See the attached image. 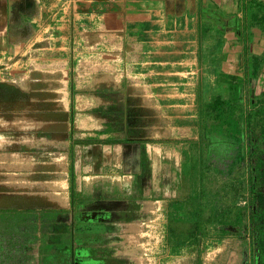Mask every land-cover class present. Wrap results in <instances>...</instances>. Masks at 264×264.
Wrapping results in <instances>:
<instances>
[{"label":"crops","instance_id":"1","mask_svg":"<svg viewBox=\"0 0 264 264\" xmlns=\"http://www.w3.org/2000/svg\"><path fill=\"white\" fill-rule=\"evenodd\" d=\"M263 93L264 0H0V210L36 213L4 258L188 264L204 107ZM226 240L200 263L236 264Z\"/></svg>","mask_w":264,"mask_h":264},{"label":"trees","instance_id":"2","mask_svg":"<svg viewBox=\"0 0 264 264\" xmlns=\"http://www.w3.org/2000/svg\"><path fill=\"white\" fill-rule=\"evenodd\" d=\"M261 70V59L251 55L247 59L245 68V74L249 80L257 78ZM229 100L234 104L238 103L239 108L242 107L236 94H232ZM245 103L247 108L244 112L240 110L241 115L237 121L230 122L231 128L228 127L226 130L223 129L222 134H219V130H217V134L221 137L212 133L211 121H213V117L215 120L222 119L223 113H226V110H224L225 102H223L221 98H217L213 105L207 106V109L214 113L211 115L207 113L208 115L206 118L204 117L202 124L201 174L198 188L195 191L196 194L189 197V203L193 212L189 218L193 220L192 222H196V228L199 226L198 223L201 222V220L214 219L211 207L216 205L217 201H214L212 204L208 203L210 195L207 191L208 189L203 186L206 182L204 179L206 174L205 170L208 171L212 177H220L219 179L223 180L225 183L240 174L243 176L246 172V192L248 193L247 201L249 208L248 226L252 235L251 243L254 251L257 253V249L259 251L262 249V252H264V240H260L259 238L261 233L264 234V222H260L261 218L259 214L261 212H259L260 209L258 208V199H261L262 195L258 194L259 191L257 188L260 178V166L262 162H264L261 155V153L264 152V93L263 97L257 99L246 95ZM220 128L221 127H219V129ZM234 190L238 193H240V191L243 192V184L234 188ZM198 205H201L200 210L195 208ZM175 207L179 209L180 204L177 203ZM262 212L264 213V211ZM35 217V210L26 209L20 212L0 210V264H18L15 260L18 258H12L11 261H9L8 258H4V254L15 255L22 252L23 247L20 245V241H16V239H19V236L15 238V234H17V230L20 229V225H27V231L32 232L35 229L33 224L36 222ZM262 219L264 220V217H262ZM176 220H180L179 217H177ZM232 226L234 227V225ZM245 228L246 226L242 228V230L244 231ZM25 236H23V238ZM32 236L35 238L33 234ZM48 249H50V246ZM255 262L256 261H254V263Z\"/></svg>","mask_w":264,"mask_h":264},{"label":"rangeland","instance_id":"3","mask_svg":"<svg viewBox=\"0 0 264 264\" xmlns=\"http://www.w3.org/2000/svg\"><path fill=\"white\" fill-rule=\"evenodd\" d=\"M216 98V97H215ZM215 98L213 100L215 101ZM220 98V97H219ZM217 99V98H216ZM230 99V98H229ZM226 100L225 98L221 100L225 102L224 110H226V113H223V117L221 120H215L213 117V121H211L212 126V133L217 134V130H219V134L223 133V129L226 130L228 127H230V122H235L239 119L241 113L240 110L243 111L242 107H238V103L234 104L233 102H230V100ZM211 101L208 105H213L214 101ZM120 111H123L124 104L122 102H116V104ZM133 109H135V112L138 115H148L151 117V111H145L139 104L133 105ZM127 110V109H126ZM130 111V109H128ZM124 112V111H123ZM114 113V112H113ZM204 116L207 117V113L210 115L214 112L207 109V106L204 107ZM232 117V118H230ZM143 118V117H142ZM220 125V126H219ZM219 127H221L219 129ZM231 128V127H230ZM222 129V130H221ZM219 134H217L219 136ZM221 137V136H219ZM262 158L264 159V152L261 153ZM205 177L204 179L206 182L203 186H205L208 190V193L210 195L209 204L214 203V201H217L216 205L211 207V211H213L214 219H208V220H201L199 222V226H197V230H192L194 227V224L196 225V222H192L189 218L190 215H192V208L190 206V203L187 202L183 207L186 210V215L182 214L184 217H186V220L184 219L183 224L185 227L182 230H178V240H183V244H186L184 248L186 249L187 254L190 256L188 259V264H202L199 249H203L201 243H197V241L201 240H208L210 243L217 240V242H221V244L224 242V239H227L226 242H229V244L232 246L234 243H238L241 246V253L237 252L238 255L236 258V264H241L242 259L244 257L239 258V254H242L244 251L250 250V255L247 254L246 262H243L245 264H264V252H262V249L259 251L257 249V253L254 251L253 245L251 243L252 235L251 231L249 229V208H248V193L246 192L247 189V174L246 172L243 174V176L240 174L239 176L232 178L228 181L223 182V180L219 179L220 177H212L208 171L205 170ZM241 184H243L244 191L238 193L234 188L239 187ZM259 185H257L258 191L260 195H262L261 199H258V208L260 209L259 214L260 216V222L263 223L264 220L262 219L263 212L264 211V162H262L260 166V178H259ZM204 188V187H203ZM259 198V197H258ZM196 209L200 210L201 205H198L195 207ZM182 216V217H183ZM220 225L219 229L218 226ZM234 225V227L232 226ZM245 228L243 231L242 228ZM192 228V229H191ZM198 238H197V237ZM197 238V239H196ZM203 238V239H201ZM260 240H264V234H260ZM244 254V253H243ZM220 259H218L219 261ZM254 261H256L254 263ZM217 262V260H216ZM204 264V263H203Z\"/></svg>","mask_w":264,"mask_h":264},{"label":"flooded vegetation","instance_id":"4","mask_svg":"<svg viewBox=\"0 0 264 264\" xmlns=\"http://www.w3.org/2000/svg\"><path fill=\"white\" fill-rule=\"evenodd\" d=\"M241 253V252H240ZM244 253V254H243ZM242 254H239V258H241V257H244L243 259H242V262L240 261V263L241 264H245L244 262H246V257H247V254H248V251L246 250V251H244ZM249 255V254H248ZM243 260H244V262H243Z\"/></svg>","mask_w":264,"mask_h":264},{"label":"bare ground","instance_id":"5","mask_svg":"<svg viewBox=\"0 0 264 264\" xmlns=\"http://www.w3.org/2000/svg\"><path fill=\"white\" fill-rule=\"evenodd\" d=\"M12 148V147H11Z\"/></svg>","mask_w":264,"mask_h":264}]
</instances>
